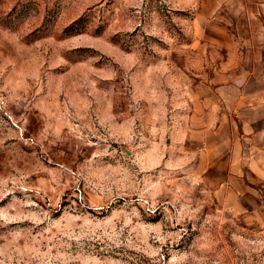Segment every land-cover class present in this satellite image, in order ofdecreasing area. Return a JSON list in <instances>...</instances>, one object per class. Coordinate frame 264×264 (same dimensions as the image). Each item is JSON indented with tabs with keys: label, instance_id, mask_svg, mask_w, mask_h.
Segmentation results:
<instances>
[{
	"label": "rangeland",
	"instance_id": "374dc122",
	"mask_svg": "<svg viewBox=\"0 0 264 264\" xmlns=\"http://www.w3.org/2000/svg\"><path fill=\"white\" fill-rule=\"evenodd\" d=\"M219 3L0 0V264H264V177L183 103Z\"/></svg>",
	"mask_w": 264,
	"mask_h": 264
},
{
	"label": "crops",
	"instance_id": "0c3cea01",
	"mask_svg": "<svg viewBox=\"0 0 264 264\" xmlns=\"http://www.w3.org/2000/svg\"><path fill=\"white\" fill-rule=\"evenodd\" d=\"M224 1L228 13L234 12L244 24L235 22L230 26L219 20L220 3L203 11L202 33L209 39L196 42V48L204 50L209 71L202 74V82L196 86L199 93L196 91L189 102L183 98V103L193 107L197 120L203 122L205 114L210 117L209 126L203 127L204 136L218 138L219 145L227 142L225 150L212 144L208 152L216 154L217 162H226L230 178L247 172L261 178L264 177V0Z\"/></svg>",
	"mask_w": 264,
	"mask_h": 264
}]
</instances>
